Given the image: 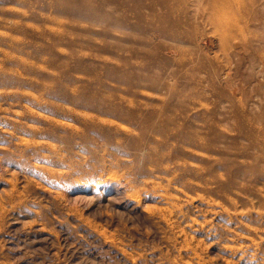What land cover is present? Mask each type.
I'll list each match as a JSON object with an SVG mask.
<instances>
[{"label":"rangeland","instance_id":"rangeland-1","mask_svg":"<svg viewBox=\"0 0 264 264\" xmlns=\"http://www.w3.org/2000/svg\"><path fill=\"white\" fill-rule=\"evenodd\" d=\"M0 264H264V0H0Z\"/></svg>","mask_w":264,"mask_h":264}]
</instances>
